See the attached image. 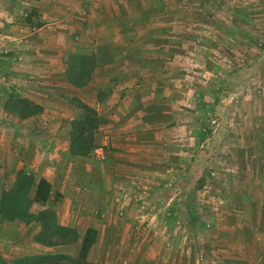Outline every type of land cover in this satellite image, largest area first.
I'll list each match as a JSON object with an SVG mask.
<instances>
[{
  "label": "rangeland",
  "instance_id": "rangeland-1",
  "mask_svg": "<svg viewBox=\"0 0 264 264\" xmlns=\"http://www.w3.org/2000/svg\"><path fill=\"white\" fill-rule=\"evenodd\" d=\"M47 32L63 79L89 95L53 85ZM45 109L67 112L66 158ZM73 134L89 152L72 151ZM95 222L128 245L78 262ZM0 254L264 264V0H0Z\"/></svg>",
  "mask_w": 264,
  "mask_h": 264
},
{
  "label": "crops",
  "instance_id": "crops-1",
  "mask_svg": "<svg viewBox=\"0 0 264 264\" xmlns=\"http://www.w3.org/2000/svg\"><path fill=\"white\" fill-rule=\"evenodd\" d=\"M48 26L49 25H45V27L44 26L41 27V30H43L42 33H44L45 31H47L45 29ZM41 35L42 34L39 33L37 35V37L39 38V37H41ZM42 37H44L42 39V41H44L45 45L44 44L41 45V46L38 45V48L41 47L39 49L40 52H45V53H42V55L45 56V58H46V60H43V61L46 62L45 64H47L48 67L52 69V71H51L52 73L51 74L50 73H47V74H48V76H51L52 77L51 80H52L53 85L56 86V88H58V85H60V87H62V86L63 87H66L65 89H67V91H68L69 94H75V95L76 94L77 95H79V94H85V95H89L88 94L89 92L87 90L79 91L77 85L72 84L67 79H63L64 77H62V73H63V71L65 72L66 67L62 68V65L60 66V64L64 63L63 62V59H62V56L61 55H58V54H52L51 53L52 51H54V52H60L62 50V48H57L56 46H51L50 41L51 42L52 41L55 42V36H53L52 34H50V32H47L46 34L42 35ZM57 75H58V77H57ZM48 86H46L44 84H40V85H37L35 87L44 89V87H48ZM50 89H53V88H50ZM55 91H56V93L58 92L57 89H55ZM57 95L55 94L54 97H56ZM78 97H80V96H78ZM125 101L126 100L124 99L120 103H123ZM119 107H121V105H119ZM128 107H129V105H128ZM100 109L103 112L104 109H105L104 108V105L103 106H100ZM39 114H52L50 116H45V117L53 118L52 120H54L55 122L53 121V123H52L51 126L57 127V130H56V128L50 129L49 130V133H52V135H54L55 136V139L58 141L56 143V144H58L57 145L58 154L60 153L61 155L65 156V158H66V156H67L66 153H67V151H69V148H70L69 131H68L69 128L67 127V130H66V127L62 126V124H64V123H62L61 121H62V119L64 117L67 116L66 115L67 112L66 111H56L55 109H50V110L49 109H45L44 112L39 113ZM129 117H130V114H129ZM73 118L74 117H71V120ZM101 129H102V127H101ZM60 136H63V144H62L63 146L62 145L59 146ZM112 140H113V137L111 138V141ZM77 160H79V159H77ZM105 208H107V212H110V208H108V207H105ZM70 209L71 208H69V210ZM66 213L68 214V211H66ZM100 221H102V220H100ZM105 225H106V223H102L101 224V223H96L95 222V224H94V227L100 226L99 227L100 230L98 232L99 233V236L97 237V242L94 245H92L93 247L91 248V251L94 254L96 252L97 247L103 245V243H104V246L107 247V248L108 247H112V246H124V247H126L128 245L129 236H127V238H126V235L123 232L122 233L119 232L117 234H114V233L111 232V229H110V230H107V231L105 230L106 231V235L105 236L102 235L101 229ZM89 226H85V229H83V234L85 233V231L88 230V228L92 227V226H90V227ZM100 239L105 240V242H102V244H99L100 243Z\"/></svg>",
  "mask_w": 264,
  "mask_h": 264
},
{
  "label": "trees",
  "instance_id": "trees-1",
  "mask_svg": "<svg viewBox=\"0 0 264 264\" xmlns=\"http://www.w3.org/2000/svg\"><path fill=\"white\" fill-rule=\"evenodd\" d=\"M28 107H26L27 109L29 108L30 109V113L32 111H34L31 107H32V104L29 102ZM34 107V106H33ZM89 109V108H87ZM91 122L90 120H83L81 123H80V126L81 127V130L80 131H85L87 128L86 126L87 125H90ZM79 129V128H78ZM90 148L86 147V144H85V139L81 136H78L76 134H73L72 135V151L76 154H86L87 152H89ZM17 192V191H15ZM12 191L11 194H7L6 196V199L5 201H3L2 203V206H3V209H1L3 215L5 216V214L9 212V209L12 210V207H11V202H9L8 200L12 199V196H15L14 193ZM13 209L15 210V205L13 206ZM14 216H16L14 214ZM32 217V215H31ZM70 229H67V231H69ZM95 230L94 228H88V230L86 231V234L83 238V241H82V244H81V249H80V253L78 255V262L80 261L81 263H87L86 260H87V256H88V252L89 250L91 249L92 245L94 244V241H95ZM67 242V241H66ZM0 264H6L5 260L2 258L1 254H0ZM44 264H62V262H55V263H51V262H45ZM66 264V263H65Z\"/></svg>",
  "mask_w": 264,
  "mask_h": 264
},
{
  "label": "built area",
  "instance_id": "built-area-1",
  "mask_svg": "<svg viewBox=\"0 0 264 264\" xmlns=\"http://www.w3.org/2000/svg\"><path fill=\"white\" fill-rule=\"evenodd\" d=\"M96 153L98 154V156H99L100 158H104V157H105L104 149H103L102 147H98V148L96 149Z\"/></svg>",
  "mask_w": 264,
  "mask_h": 264
}]
</instances>
